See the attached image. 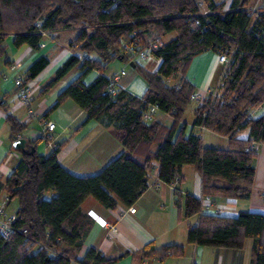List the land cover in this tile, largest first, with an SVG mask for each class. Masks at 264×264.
<instances>
[{
	"label": "trees",
	"instance_id": "obj_1",
	"mask_svg": "<svg viewBox=\"0 0 264 264\" xmlns=\"http://www.w3.org/2000/svg\"><path fill=\"white\" fill-rule=\"evenodd\" d=\"M201 2L207 4V11L202 10ZM250 3L231 0L224 9L223 2L215 0H0V58L6 52L9 33H14V45L28 43L38 48L44 31L78 29L71 40L76 52L57 68L41 95L78 67L79 74L48 111L72 98L85 109V121L96 119L106 127L113 126L129 151L112 158L100 171L82 176L59 163L56 154L60 144L48 155L37 153L38 139L26 140L25 151L15 148L21 157L6 180L0 179V192L6 191L9 200H18L14 231L8 238L0 234V264H115L124 253L108 255L91 246L82 257L77 256L94 222L82 211L81 203L92 195L109 208L119 202L132 205L148 187L147 172L154 166L166 183L179 177L174 188L177 202L184 164L193 165L202 174L207 195H251L256 149L247 147L252 142L264 143V113L252 114L264 103V6L251 11ZM173 31L175 38L153 49L160 59L156 70L143 67L123 49L127 42H159V37ZM146 34L156 37L146 41ZM209 49L227 54L228 61L216 94H209L195 107L193 126L229 137V149L205 146L200 133L185 134L182 122L195 90L184 73L196 54ZM117 58L133 62L146 80L142 96L119 84L114 86L104 73ZM48 62L45 55L35 60L26 79L35 77ZM93 69L99 74L87 84L84 78ZM2 75L0 71V80ZM171 78H178L179 84L168 83ZM6 105L0 95V108ZM151 105L170 113L172 125L144 120L143 114ZM6 120L13 143L24 125L11 113ZM246 128L249 137L242 139L238 134ZM32 146L34 152H30ZM217 180L224 184H217ZM48 191L53 194L47 197ZM201 210L202 198L187 192L181 216L200 213L198 221L188 228L189 243L240 251L245 240L252 238L250 264H264V213L243 210L227 216ZM183 250L181 244H147L141 253L142 257L163 258L181 255Z\"/></svg>",
	"mask_w": 264,
	"mask_h": 264
},
{
	"label": "crops",
	"instance_id": "obj_2",
	"mask_svg": "<svg viewBox=\"0 0 264 264\" xmlns=\"http://www.w3.org/2000/svg\"><path fill=\"white\" fill-rule=\"evenodd\" d=\"M261 1L251 0L249 8H254L252 7L254 4H260L258 7L264 6L260 3ZM202 10H208L207 4L205 9L202 7ZM77 31L76 28L44 31L38 48L28 43L16 46L13 43L14 33L7 34L6 52L0 58V71L3 75H7L6 79L2 77L0 80V95L7 102L5 107L0 108V179L2 181L6 180L21 157V153L15 149L11 141V127L6 120L7 113L14 115L24 125L19 132L20 138L38 139L36 143L38 154L48 155L56 145L60 144L56 154L57 160L76 175L94 174L121 152L129 154L113 126L106 127L96 119L85 121L87 116L85 109L72 98L64 99L55 109L48 111L59 93L79 74L78 67L71 69L46 94L41 95V89L54 76L57 68L76 52L71 40ZM176 36L177 33L173 31L162 35L158 40L159 43H166ZM155 37L153 34H146V41L153 40ZM41 43L44 45L41 46ZM43 55L48 57V64L35 77L26 79L30 65ZM218 57V52L205 50L196 54L186 68L184 77L201 95L205 96L208 89L217 88L221 83L226 63H221ZM138 62L149 70H156L160 59L152 55ZM13 63L17 64L16 69L11 67ZM121 69L126 72L121 75L118 81L119 86L134 95L142 96L147 88V82L136 67L131 65V62H124L117 58L108 64L104 73L111 76ZM98 74L99 71L93 69L85 76L84 81L88 84ZM15 76L22 77L31 85L34 116L30 117L27 114V107L15 97L17 90L14 84ZM177 79L171 78L167 82L173 84ZM194 110V107L187 106L183 114L182 122L186 124L185 134L191 131L198 132L202 135L205 146L229 149L231 146L229 137L203 126H193ZM263 113L264 103L254 109L252 114L259 116ZM47 120L55 122L53 130L44 131L43 124ZM152 120L171 126L174 118L170 113L157 108ZM238 136L247 139L249 129L242 130ZM156 147L157 145H154L153 149ZM252 163L255 174L251 195L248 198L231 197L217 192L211 195L205 194L202 187V174L190 164H184L180 170L179 202L176 201L177 194L172 185L159 177L157 187L149 183L137 200L130 205L136 208L135 212H130V206L121 202L114 208L106 207L94 196L88 195L81 203V209L91 215L94 222L77 256L82 257L89 247L94 246L108 255L116 256L124 253L115 264H250L252 238L245 240L240 251L189 243L188 228L198 221L200 213L188 217L181 216V213H183L184 195L187 192L202 198V213L227 216H235L243 210L264 213V143L257 144ZM216 183L224 184L221 180H217ZM52 194V191H48L45 195L48 197ZM6 196V191L1 190L0 200ZM17 208V198L10 199L7 211L16 212ZM107 223L112 224L116 230L110 229ZM172 243L183 245L184 250L181 255H167L163 258L142 257L141 250L147 244L161 247Z\"/></svg>",
	"mask_w": 264,
	"mask_h": 264
},
{
	"label": "built area",
	"instance_id": "obj_3",
	"mask_svg": "<svg viewBox=\"0 0 264 264\" xmlns=\"http://www.w3.org/2000/svg\"><path fill=\"white\" fill-rule=\"evenodd\" d=\"M251 11H254V8H252ZM159 44L160 43L158 41L147 42L144 44H136V43L127 42L126 44H124L123 49L132 53L134 55V58H136L137 60L144 61L148 57L154 55L153 49L156 48L157 45H159ZM43 45H44V43H41V46H43ZM84 55H87V53L84 52ZM218 59L221 63H227L228 56H227V54L222 53V54H219ZM11 67L13 69H16L17 64L13 63L11 65ZM125 72L126 71L124 69H121V70L113 73L110 76L114 86H117L121 75L125 74ZM2 77L4 79H6L7 75L4 74ZM14 84L17 88V90L15 92V97L19 100L20 103L24 104L27 107V114L30 117L34 116L35 112H34V108L32 106L33 95H32L31 85L20 76L14 77ZM174 84L178 85L179 80H176L174 82ZM114 89L115 88H112V91H114ZM216 92H217L216 88L208 89L206 92V95L204 96V95H201L200 93H198L197 91L194 90L190 95V100L199 102L203 98L207 97L209 94L215 95ZM156 110H157V106L151 105L143 114L144 120H146V121L152 120L154 112ZM54 127H55V122H53L51 120H47L43 124L44 131L53 130ZM17 136H18L17 138H20L19 134ZM257 144L258 143L252 142L247 147V149H251V150L254 149L255 150L257 147ZM147 179H148V185L150 183V185H153L155 187L158 186L159 183H158V175L156 174V166H154L151 170H149L147 172ZM178 181H179V177L177 176L171 182V185L173 188H175ZM8 203H9L8 196H6L0 200V234L6 238H8L12 234V232L14 231L13 221L16 219V213L15 212L7 211ZM135 210H136L135 207H133V206L129 207L130 212H135ZM107 226L110 229H112L113 231L116 230V228L110 223H107Z\"/></svg>",
	"mask_w": 264,
	"mask_h": 264
},
{
	"label": "rangeland",
	"instance_id": "obj_4",
	"mask_svg": "<svg viewBox=\"0 0 264 264\" xmlns=\"http://www.w3.org/2000/svg\"><path fill=\"white\" fill-rule=\"evenodd\" d=\"M216 2H223V6H224V9H228L229 8V6H230V3H231V0H215ZM258 1V0H257ZM258 3V2H257ZM260 3H262L263 5H264V0H262ZM260 4H258V5H256V4H254V6H252V7H254V9H256V8H259L258 6H259ZM205 6H206V4L205 3H202L201 2V7H203V9H205ZM252 9V8H251ZM74 37V36H73ZM73 39V38H72ZM197 104H198V101H190V103H189V105H188V108L189 107H196L197 106ZM14 201H16V199L14 200ZM14 203V202H13Z\"/></svg>",
	"mask_w": 264,
	"mask_h": 264
},
{
	"label": "water",
	"instance_id": "obj_5",
	"mask_svg": "<svg viewBox=\"0 0 264 264\" xmlns=\"http://www.w3.org/2000/svg\"><path fill=\"white\" fill-rule=\"evenodd\" d=\"M131 65H134V63L131 62ZM25 144H26V140L23 137L22 138H18V139H16L13 142V145H14L15 148L21 149L23 151L26 150V147H25L26 145ZM34 151H35V147L32 146L31 149H30V152H34Z\"/></svg>",
	"mask_w": 264,
	"mask_h": 264
}]
</instances>
